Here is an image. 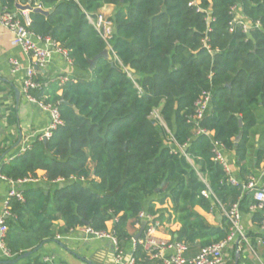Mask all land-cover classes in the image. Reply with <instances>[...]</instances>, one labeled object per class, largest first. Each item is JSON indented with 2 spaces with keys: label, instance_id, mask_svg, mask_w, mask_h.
Instances as JSON below:
<instances>
[{
  "label": "trees",
  "instance_id": "obj_1",
  "mask_svg": "<svg viewBox=\"0 0 264 264\" xmlns=\"http://www.w3.org/2000/svg\"><path fill=\"white\" fill-rule=\"evenodd\" d=\"M0 1L32 34L65 49L77 73L74 82L31 91L57 107L62 125L0 166L12 182L44 172L43 181L25 185L22 200L9 199L4 243L12 257L78 227L105 231L109 222L119 247L130 251L140 212L161 223L172 218L179 226L172 241L188 251L229 232L225 217L213 226L196 209L219 215L236 203L258 227L261 216L250 213L254 201L242 185L264 161V0ZM16 4L51 13L24 16ZM106 6L113 11L105 41L86 16ZM106 46L110 58H96L90 69ZM203 91L210 102L196 125L194 103ZM214 141L224 156L232 153L237 185L213 160ZM166 201L168 217L155 208ZM132 253L140 264H153L138 243Z\"/></svg>",
  "mask_w": 264,
  "mask_h": 264
},
{
  "label": "built area",
  "instance_id": "obj_2",
  "mask_svg": "<svg viewBox=\"0 0 264 264\" xmlns=\"http://www.w3.org/2000/svg\"><path fill=\"white\" fill-rule=\"evenodd\" d=\"M235 9L232 8V12ZM88 22L95 28L103 40L106 41L111 35L112 25L108 21V18L104 16L103 13H99L95 18L90 15L86 16ZM243 31L247 30V25L245 23L239 22ZM0 25L8 30L13 36V42L15 45L19 46L22 51L29 57L30 65L26 69L25 77L23 79L22 90L25 95V98L28 102L38 105L42 110L48 112L49 114V124L48 127L43 131L37 138L39 140H48L51 137L52 131L57 127L62 125L59 111L57 107L43 104L40 101H37L32 95L31 91H45L50 83L57 81L59 84H64L66 82L72 81L75 79L69 76H57L54 80H38L37 78V69L43 68L51 60V55L53 53H58L68 62L70 59L68 53L65 49L61 48L59 45L51 41L49 38H40L32 34L28 29L27 25L23 24L17 17L14 11H11L5 6L1 5L0 1ZM12 66L16 69L17 63L11 61ZM210 102V92L203 91L197 100L194 103L195 112L193 116V121L196 123L200 121L207 110V107ZM196 134H204L207 136H212V132H208L202 129H196ZM30 147V143H26L20 149V153L24 152ZM222 145L213 142V160L219 163L224 169L225 173L228 176V183L230 185H237V178L231 175L230 168L223 154ZM262 172L264 173V161L262 162ZM1 179L7 180L1 176ZM9 181V180H8ZM36 178L28 177L23 180H18L14 183L25 184V183H34ZM12 182V181H10ZM243 193L251 194L254 204L250 206V213H259L260 221L258 222V229L264 235V182H261L259 178L255 175H252L248 178L247 182L242 185ZM206 196V194L204 193ZM16 197L19 200H22L21 193L16 192L15 190H10L7 198L3 203V215L0 217V253L5 258H11V254L5 247L4 238L6 233V226L4 225V219L9 217V199ZM220 216L226 218L229 226V232L227 237L218 242L211 244L209 246L200 248L198 252L193 257H187L186 253L188 252V246L183 243H178L172 241L171 239L166 240L160 238L156 235L157 230L163 226L159 220H155L152 216H149L145 212H140L138 215V224L137 227H140L141 221H146L145 229L142 233V237L137 241L132 240L131 250L125 251L119 247L117 238L110 229L105 231H96L90 227L83 226L78 227L85 240H104L109 244L110 249L113 253L112 264H140V260L136 259L133 255V250L135 249L136 244L141 247L146 258L153 262V264H224L225 263V253L230 247H234V251L239 252V255L242 251L241 245H246L248 249L252 251L253 256L255 257L257 264H264V259H259L252 249L251 245L247 241L245 231L242 226V214L239 211L238 205L232 204L229 209L220 208ZM112 223V222H110ZM59 238V237H57ZM261 241V240H260ZM234 253V255H235ZM44 262L48 259H43Z\"/></svg>",
  "mask_w": 264,
  "mask_h": 264
},
{
  "label": "crops",
  "instance_id": "obj_3",
  "mask_svg": "<svg viewBox=\"0 0 264 264\" xmlns=\"http://www.w3.org/2000/svg\"><path fill=\"white\" fill-rule=\"evenodd\" d=\"M111 7L106 6L102 8L100 13L107 14L112 12L111 10L113 8ZM21 13L24 16L28 14L27 11ZM11 61L17 63L18 66L16 69L12 66ZM29 65V57L19 46L14 44L11 33L0 25V166L11 161L16 151L20 150L26 143L34 141L45 131L49 124L48 112L42 110L38 105L28 102L23 93V79ZM65 75L74 78L77 73L71 62H68L58 53H53L50 62L43 68L37 69V78L41 81H52L57 76ZM225 159L230 168L231 175L236 177L237 169L234 166L232 153L226 152ZM262 167L261 163L254 170L253 175L257 176L261 182H264V173L262 175L260 174L263 171ZM36 175V182L25 184H17L1 179L0 175V217L3 215V203L9 191L15 190L21 193L25 185L43 181V171H37ZM155 208L167 211L165 216H169L168 213H170L171 208L169 201H166L163 205L155 204ZM196 210L210 225L215 226L221 221L220 214L205 213L201 209ZM171 220L172 218L169 222H162L163 226L156 232L158 237L172 240L170 232L177 230L179 226L176 224L173 225ZM241 223L246 237L251 234L246 239L255 254L259 259H264V240L259 236L262 233L257 226L250 222L248 216H242ZM62 224V222L57 223L58 226ZM111 227L112 223H107V229ZM230 249L232 250L233 248L230 247ZM197 252L198 249L195 248L188 251L186 256L193 257ZM226 253L225 258L227 257ZM29 258H38L41 261L48 259L46 262L43 261L46 264H112L113 253L107 241L96 239L85 240L83 234L78 229H75L56 238L55 241L45 243L37 252L26 259L18 261L16 264H24ZM14 259V257L5 258L0 253V264ZM248 259L250 261L252 260L251 264L258 263L254 256H250ZM233 260L235 264H247L245 261L247 258L244 259L242 251L237 262L235 259Z\"/></svg>",
  "mask_w": 264,
  "mask_h": 264
},
{
  "label": "water",
  "instance_id": "obj_4",
  "mask_svg": "<svg viewBox=\"0 0 264 264\" xmlns=\"http://www.w3.org/2000/svg\"><path fill=\"white\" fill-rule=\"evenodd\" d=\"M122 1V0H120ZM15 9L17 11H21V12H25L27 11L28 13L30 12H33V13H39V14H42L44 16H48L51 11H46V10H43L41 8H33L31 9L28 5L26 6H22V5H19V4H16L15 5ZM106 58V59H109L110 58V47L109 46H106V48L97 55V57H95L91 62H90V69L93 67V64H94V61L96 58ZM126 71L129 72V73H133L134 70H132L130 67H127L126 68ZM240 125V124H239ZM239 140V135L235 138V142H237ZM43 142H46V140L44 139ZM61 186V185H60ZM145 226H146V221H141L140 223V227H139V230L138 232L135 234L133 240L134 241H137L139 238H141L142 236V233L145 229ZM41 248V246H38L37 248L31 250V251H28L22 255H20L19 257H16L14 260L12 261H7V262H4V264H16L18 261L20 260H23V259H26L28 258L30 255L34 254L35 252H37L39 249ZM238 257H239V252H236L235 253V261L237 262L238 260Z\"/></svg>",
  "mask_w": 264,
  "mask_h": 264
},
{
  "label": "rangeland",
  "instance_id": "obj_5",
  "mask_svg": "<svg viewBox=\"0 0 264 264\" xmlns=\"http://www.w3.org/2000/svg\"><path fill=\"white\" fill-rule=\"evenodd\" d=\"M111 8H113V7H111ZM111 11H113V10H111ZM111 14H112V12H109V13H107V14H104V16H105L106 18H108L109 15H111ZM151 118H154V119H155V118H158V116H157V112H156V111L153 113V115L151 116ZM260 131H261L260 127H257V128L252 132V134H251V140L254 141L255 144H256V143L258 144V137H259ZM250 152H251V151H250ZM240 247H241V249H242V253H243V257H244V259L247 258V260H245L246 263H247V264H251L252 260L250 261V260L248 259V257L253 256L252 251H251L250 249H248V248H247L246 246H244V245H241ZM226 254H227V257L225 258V259H226V260H225V264H235V262H234V260H233V256H232V250H231L230 248L228 249V251H227Z\"/></svg>",
  "mask_w": 264,
  "mask_h": 264
}]
</instances>
